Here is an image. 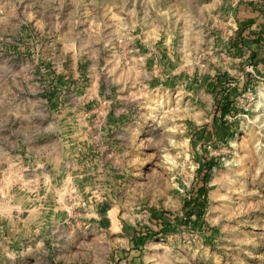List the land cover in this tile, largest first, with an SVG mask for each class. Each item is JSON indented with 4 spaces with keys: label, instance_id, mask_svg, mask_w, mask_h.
Returning <instances> with one entry per match:
<instances>
[{
    "label": "rangeland",
    "instance_id": "obj_1",
    "mask_svg": "<svg viewBox=\"0 0 264 264\" xmlns=\"http://www.w3.org/2000/svg\"><path fill=\"white\" fill-rule=\"evenodd\" d=\"M0 264H264V0H0Z\"/></svg>",
    "mask_w": 264,
    "mask_h": 264
},
{
    "label": "crops",
    "instance_id": "obj_2",
    "mask_svg": "<svg viewBox=\"0 0 264 264\" xmlns=\"http://www.w3.org/2000/svg\"><path fill=\"white\" fill-rule=\"evenodd\" d=\"M108 213H103V217H107V220H109V222H110V226H114L115 224V221H114V217H113V215L111 214V211L109 210V211H107Z\"/></svg>",
    "mask_w": 264,
    "mask_h": 264
}]
</instances>
